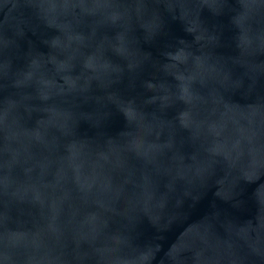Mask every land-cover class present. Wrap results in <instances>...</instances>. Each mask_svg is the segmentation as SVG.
<instances>
[{
  "label": "water",
  "instance_id": "1",
  "mask_svg": "<svg viewBox=\"0 0 264 264\" xmlns=\"http://www.w3.org/2000/svg\"><path fill=\"white\" fill-rule=\"evenodd\" d=\"M0 264H264V0H0Z\"/></svg>",
  "mask_w": 264,
  "mask_h": 264
}]
</instances>
